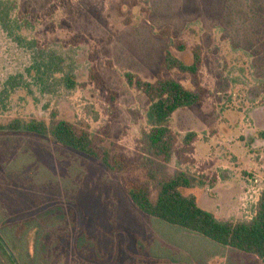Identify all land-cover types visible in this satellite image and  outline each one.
<instances>
[{
	"label": "rangeland",
	"instance_id": "374dc122",
	"mask_svg": "<svg viewBox=\"0 0 264 264\" xmlns=\"http://www.w3.org/2000/svg\"><path fill=\"white\" fill-rule=\"evenodd\" d=\"M8 1L16 6L13 17L22 28L23 41H15L0 29V123L13 118L47 123L54 113L92 136L108 126L109 142L123 149L133 163L141 161L143 138L150 129L146 119L149 103L127 85L125 74L143 82L170 77L191 89L187 76L162 72L160 65L166 52L188 59L172 48L173 40L186 42L188 48L200 45L204 54L201 83L208 91L204 104L175 112L167 124L177 134V148L188 132L196 134V142L192 153L174 156L165 171L169 176L176 171L194 177L214 175L213 185L189 193L219 221H246L253 216L264 190V140L260 137L264 132V0ZM164 30L168 37L161 35ZM76 35L83 40L73 45L70 39ZM91 65L102 78V91L88 80ZM67 73L74 76V89L64 86ZM110 92L116 94L112 105L106 99ZM12 144L21 151L9 158L6 154L11 168L28 166L30 162L21 157L26 148L75 166L59 176L58 160L39 158L40 168L35 164L32 178H25L31 169L22 171L16 189L23 197L29 187L35 192L41 188L43 194L46 187L51 188L43 200L28 202L29 210L51 203L75 210L79 237L75 247L82 258L78 263L261 264L253 256L143 217L114 177L84 159L38 139L13 137L0 142L1 147ZM80 170L84 178H79ZM26 182L29 187L24 190ZM5 186L13 188L9 181ZM84 216L88 225L83 223ZM85 229L92 238L83 236ZM8 231L15 255H23L26 248L31 252L32 238L27 246L29 236L18 231L16 245L14 228ZM108 238L116 249L111 262L92 256L90 250L92 246L101 250ZM72 260L64 264H73ZM0 264L9 262L0 255Z\"/></svg>",
	"mask_w": 264,
	"mask_h": 264
},
{
	"label": "trees",
	"instance_id": "16d2710c",
	"mask_svg": "<svg viewBox=\"0 0 264 264\" xmlns=\"http://www.w3.org/2000/svg\"><path fill=\"white\" fill-rule=\"evenodd\" d=\"M15 10L16 6L13 2L0 0V29L8 36L13 37L15 41L21 42L23 41L20 36L22 28L13 17ZM64 27H67V24ZM161 33L164 37L169 36L168 30ZM82 40V36L76 35L70 39V43L77 45ZM171 46L177 53L188 57V59L185 60L166 52L160 70L162 72L177 71L187 76L191 89H185L170 77H158L153 82H143L129 73L124 76L127 85L141 92L149 103L146 119L150 129L143 138L145 156L141 161L133 163L123 149L117 147L114 142H109L108 126H105L99 134L92 136L86 131L76 129L69 121L57 119L54 113L50 114L47 123L34 118H13L6 123H0V138H2L0 142L10 141L13 137L38 139L49 143L58 151L84 159L114 177L118 182L119 190L143 217L171 228L192 233L220 247L253 256L261 264H264V190L260 193L253 216L248 220L219 221L213 213L199 207L196 196L189 193L191 190L204 189L213 185L216 181L214 175L194 177L182 171H176L172 176L166 174L165 168L174 156L181 158L185 154L193 152V144L197 138L195 133L188 132L181 140V147L177 148V134L167 124L173 114L179 110L201 108L208 94L207 89L201 83V69L204 65L202 47L196 44L188 48L186 42L182 40H173ZM88 80L93 83L96 89L103 90L102 78L93 65L88 70ZM63 83L67 89H74L77 85L71 73L64 76ZM106 99L112 105L116 94L110 92ZM260 137L264 140V132L260 133ZM18 147L15 144L0 146V185L2 188L0 191V224L3 226L0 228V241L6 245L12 244L8 231L12 226L15 243L19 232H23V234L25 232L29 236L25 239L27 246L29 238H32L31 252L26 248L23 255H16L20 264H64L66 259L71 258L73 264H83L77 262L82 258L78 256L75 247L79 244V237L75 232L77 225L74 224L75 210H63L57 205L53 206V203L36 210H29L28 202L31 203V200L37 199L43 200L46 198L43 195L47 196L48 192L51 193V188L46 187L47 190L45 189L43 194L39 191L41 188L36 187L35 192L26 182L23 189L28 187L29 189L24 192L23 197L20 189H16L17 185L20 187L18 180L21 178L22 171L31 169L28 175L24 173L26 176L24 177L32 178L34 176L35 168L39 165L37 164L39 158L47 162L53 161L54 158L58 160L59 176L61 171L64 173L65 169L67 171L70 166L71 168L75 166L72 164L65 166L55 156L51 159L43 151L39 153L26 148L23 149L21 157L24 158V162L25 158L30 162L29 167L21 169L18 165L16 168H11L12 164L5 161V156L7 154L9 158V156L17 154V151L20 152ZM45 170L47 169L45 168ZM49 175L54 181L52 173L49 172ZM78 175L79 178L80 176L85 177L82 171L78 172ZM8 181L13 188L5 186ZM57 182H60L59 187L63 188L60 178ZM89 192L91 193L93 190L89 188ZM98 192H100L99 189ZM65 201L74 203L68 199ZM85 212L86 210L82 211L84 214ZM85 216L83 218L84 225L87 224ZM82 234L83 236L88 234L91 237L89 230L85 229ZM85 238L89 237L86 235ZM112 240L109 239L105 242V246L100 247L101 250L92 246L90 248L91 255L100 260L110 258L109 262H111L116 257V249L115 246H112ZM126 260H128L127 257H122V261Z\"/></svg>",
	"mask_w": 264,
	"mask_h": 264
},
{
	"label": "flooded vegetation",
	"instance_id": "af4514ba",
	"mask_svg": "<svg viewBox=\"0 0 264 264\" xmlns=\"http://www.w3.org/2000/svg\"><path fill=\"white\" fill-rule=\"evenodd\" d=\"M0 255L2 257H5L6 260L9 262V264H20L19 261L17 260L16 255L13 253V246H2V243L0 241ZM6 247V248H5ZM9 251V253L7 252V250Z\"/></svg>",
	"mask_w": 264,
	"mask_h": 264
},
{
	"label": "water",
	"instance_id": "95a60500",
	"mask_svg": "<svg viewBox=\"0 0 264 264\" xmlns=\"http://www.w3.org/2000/svg\"><path fill=\"white\" fill-rule=\"evenodd\" d=\"M1 243H2V246H6L5 244H4V242H2L1 241ZM6 248V247H5ZM7 250V249H6ZM7 252L9 253V251L7 250ZM10 254V253H9Z\"/></svg>",
	"mask_w": 264,
	"mask_h": 264
}]
</instances>
